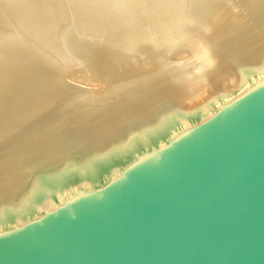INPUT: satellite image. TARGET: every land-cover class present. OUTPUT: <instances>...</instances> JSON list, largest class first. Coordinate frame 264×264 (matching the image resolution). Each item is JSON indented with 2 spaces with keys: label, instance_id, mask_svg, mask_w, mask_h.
Here are the masks:
<instances>
[{
  "label": "bare ground",
  "instance_id": "6f19581e",
  "mask_svg": "<svg viewBox=\"0 0 264 264\" xmlns=\"http://www.w3.org/2000/svg\"><path fill=\"white\" fill-rule=\"evenodd\" d=\"M262 74L264 0H0V166L147 141Z\"/></svg>",
  "mask_w": 264,
  "mask_h": 264
},
{
  "label": "water",
  "instance_id": "95a60500",
  "mask_svg": "<svg viewBox=\"0 0 264 264\" xmlns=\"http://www.w3.org/2000/svg\"><path fill=\"white\" fill-rule=\"evenodd\" d=\"M0 264H264V74L147 141L0 166Z\"/></svg>",
  "mask_w": 264,
  "mask_h": 264
},
{
  "label": "rangeland",
  "instance_id": "374dc122",
  "mask_svg": "<svg viewBox=\"0 0 264 264\" xmlns=\"http://www.w3.org/2000/svg\"><path fill=\"white\" fill-rule=\"evenodd\" d=\"M108 38H112V36H108ZM69 83H71L70 85L78 86V87L83 88V89H88V88L90 89V87H91L88 84L77 82V81H73V80H69Z\"/></svg>",
  "mask_w": 264,
  "mask_h": 264
}]
</instances>
